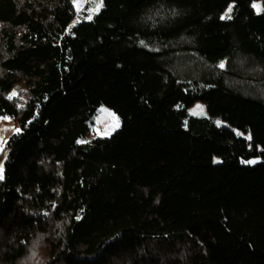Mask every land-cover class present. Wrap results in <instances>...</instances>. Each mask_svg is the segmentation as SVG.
<instances>
[{
  "label": "trees",
  "instance_id": "16d2710c",
  "mask_svg": "<svg viewBox=\"0 0 264 264\" xmlns=\"http://www.w3.org/2000/svg\"><path fill=\"white\" fill-rule=\"evenodd\" d=\"M254 1L114 0L69 28L74 0H0V115L19 127L0 152V264H264ZM102 105L121 128L79 142Z\"/></svg>",
  "mask_w": 264,
  "mask_h": 264
},
{
  "label": "rangeland",
  "instance_id": "374dc122",
  "mask_svg": "<svg viewBox=\"0 0 264 264\" xmlns=\"http://www.w3.org/2000/svg\"><path fill=\"white\" fill-rule=\"evenodd\" d=\"M114 0H103V6L99 8V11L111 4ZM100 2V0H74L75 6H76V15L71 21L69 28H72L73 26L77 25L78 23L82 21H89L93 18V16L98 13L99 11H95L97 4ZM85 5H88L87 8H84ZM234 5V3H231L223 12L222 17L228 18L232 16V11L229 13L228 9ZM254 5L259 6V11L257 10ZM252 6L254 10L257 13H260L264 9V1L263 0H256L252 3ZM89 17H91L89 19ZM188 112L191 115H196L200 117H210L207 103L202 101H196L192 106L188 108ZM7 117V119H4ZM114 117L118 119L119 121V127L114 128ZM212 121L217 126H228L231 127L228 122L223 120L221 117H213ZM90 126V133L85 136L78 139L79 142H89L94 139H97L99 137H110L112 136L117 130H119L122 126V119L121 117L113 111L110 107L102 105L99 106L97 109V112L92 117V119L88 122ZM19 130V127L11 115H0V142L2 143V147L4 149L6 142L10 138V136L14 133H16V130ZM237 134L245 137L249 141V147L252 146V135L251 132H245L241 129L233 128ZM262 149V147H260ZM1 152V151H0ZM214 161L216 163L222 162V157L215 156ZM262 161L261 157L252 158L251 160L247 161L246 163L250 164H256Z\"/></svg>",
  "mask_w": 264,
  "mask_h": 264
},
{
  "label": "snow or ice",
  "instance_id": "6c2138e0",
  "mask_svg": "<svg viewBox=\"0 0 264 264\" xmlns=\"http://www.w3.org/2000/svg\"><path fill=\"white\" fill-rule=\"evenodd\" d=\"M102 6H103V0H100V2H99V3L97 4V6H96L95 11H99V8L102 7ZM254 7H256L257 10L259 11V6H258V5H254ZM228 12H229V13L231 12V7H229ZM90 18H91V17H89V19H90ZM228 18H230V16H229ZM220 67L223 68V67H224V64L221 63V64H220ZM12 95L15 96L16 93H13ZM4 119H7V117H5ZM113 127H114V128H118V127H119V121H118V119H116L115 117H114V124H113ZM16 131H19V130L17 129ZM2 143H3V142H0V151H3ZM0 179H3V167H2V165H0Z\"/></svg>",
  "mask_w": 264,
  "mask_h": 264
}]
</instances>
